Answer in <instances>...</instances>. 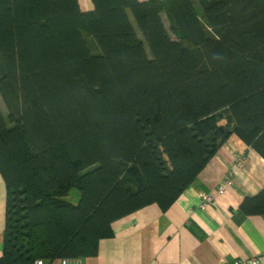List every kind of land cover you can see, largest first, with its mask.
I'll return each instance as SVG.
<instances>
[{
    "label": "trees",
    "instance_id": "16d2710c",
    "mask_svg": "<svg viewBox=\"0 0 264 264\" xmlns=\"http://www.w3.org/2000/svg\"><path fill=\"white\" fill-rule=\"evenodd\" d=\"M91 3L0 0V264L96 256L229 136L264 160V0Z\"/></svg>",
    "mask_w": 264,
    "mask_h": 264
},
{
    "label": "crops",
    "instance_id": "0c3cea01",
    "mask_svg": "<svg viewBox=\"0 0 264 264\" xmlns=\"http://www.w3.org/2000/svg\"><path fill=\"white\" fill-rule=\"evenodd\" d=\"M78 3L83 12L93 10L91 0ZM209 136L216 143L222 134L215 128ZM220 187L223 193L217 194ZM263 187L264 160L229 136L166 212L150 205L114 222L113 237L101 240L96 256L81 264H231L246 258L264 264V215L239 210L244 198ZM205 194H215L212 203L201 198ZM4 207L0 177V253Z\"/></svg>",
    "mask_w": 264,
    "mask_h": 264
},
{
    "label": "built area",
    "instance_id": "2783aa9c",
    "mask_svg": "<svg viewBox=\"0 0 264 264\" xmlns=\"http://www.w3.org/2000/svg\"><path fill=\"white\" fill-rule=\"evenodd\" d=\"M223 193V187L218 188L217 194H222ZM215 194H208V195H201V198L207 202V203H212L214 200ZM201 209L203 207L201 206ZM33 264H44L41 260L35 261ZM59 264H81L80 259H60ZM231 264H258V261L255 258H250V260L247 259H240V260H235Z\"/></svg>",
    "mask_w": 264,
    "mask_h": 264
},
{
    "label": "rangeland",
    "instance_id": "374dc122",
    "mask_svg": "<svg viewBox=\"0 0 264 264\" xmlns=\"http://www.w3.org/2000/svg\"><path fill=\"white\" fill-rule=\"evenodd\" d=\"M72 193H76V191L73 190ZM74 195H75V194H74ZM202 207H203V209H205V208H204V205H202ZM21 252H22V253H25V251H21ZM25 254H26V253H25ZM246 259H247V260H250L249 258H246ZM255 259H256V258H255ZM243 260H244V259H243ZM256 260H257V259H256ZM257 261H258V260H257Z\"/></svg>",
    "mask_w": 264,
    "mask_h": 264
}]
</instances>
